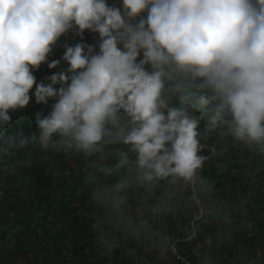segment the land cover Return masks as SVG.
<instances>
[{
    "label": "clouds",
    "instance_id": "9594fccd",
    "mask_svg": "<svg viewBox=\"0 0 264 264\" xmlns=\"http://www.w3.org/2000/svg\"><path fill=\"white\" fill-rule=\"evenodd\" d=\"M33 102L49 109L35 132L9 131ZM42 161L82 178L108 264H189L180 244L196 264H264V0H0L3 264H64L74 246L7 212ZM237 165L222 186L205 176Z\"/></svg>",
    "mask_w": 264,
    "mask_h": 264
},
{
    "label": "trees",
    "instance_id": "16d2710c",
    "mask_svg": "<svg viewBox=\"0 0 264 264\" xmlns=\"http://www.w3.org/2000/svg\"><path fill=\"white\" fill-rule=\"evenodd\" d=\"M78 38L69 34V43H75ZM85 39L89 43H95L92 34H85ZM63 42H66V37L63 38ZM58 50L55 56L52 58H59L63 49L58 45ZM55 71V70H52ZM49 74V70L46 67H42L41 71L37 73L38 79H43L45 75ZM43 108L45 113L49 110L48 107L36 105L34 102L25 110L17 111L12 114V124L9 126V131H22L26 135H31L35 132L34 113L38 109ZM49 167L48 161H42L40 165L31 173L34 185L28 186V199L22 198L19 193L21 189L13 188L9 189L8 198L9 206L8 213H13L16 217L13 226L15 224L24 225L25 228H31L33 224L46 228L43 237L39 238L47 242L50 239H54V235L51 230H54L61 224V228L58 239L72 243L74 246L71 253L68 256H62L60 251L57 250L54 259L63 260L64 264H108L109 257L99 256L95 246L91 243V233L89 226L91 221L86 216L79 213V204L83 203L86 199V195L75 198V191L82 186V178L76 180L75 183L69 187L67 181L57 182L47 172ZM62 168L68 167L67 165H61ZM230 166L226 171L220 172L219 177L217 175L218 169L215 167L209 169L205 176L208 179H219L218 186H222L227 182L228 173L231 171ZM70 170V169H69ZM264 174V173H261ZM258 199V198H257ZM19 201V203H17ZM253 202H256L255 200ZM235 215V210H233ZM60 217V219H57ZM52 218V219H51ZM0 219H5L8 222L10 218H7L3 209H0ZM258 227L264 228V222H260ZM173 235L177 238L181 234L173 231ZM3 240V235H0V241ZM35 250L38 247V242H34L31 245ZM182 249L181 255L185 256L189 262L196 264L197 258L187 250L186 245H178ZM4 247L0 245V253H3ZM24 250H18L13 253L14 256H20ZM119 249L113 252L114 256H118ZM3 264V261H0ZM114 264H135V260L118 259ZM178 264V262H177Z\"/></svg>",
    "mask_w": 264,
    "mask_h": 264
},
{
    "label": "rangeland",
    "instance_id": "374dc122",
    "mask_svg": "<svg viewBox=\"0 0 264 264\" xmlns=\"http://www.w3.org/2000/svg\"><path fill=\"white\" fill-rule=\"evenodd\" d=\"M66 42H67V43H69V41H68V40H67ZM69 44H70V43H69ZM61 49H63V48H61ZM57 50H58V48H57ZM57 50H56V51H57ZM189 264H192V262H189Z\"/></svg>",
    "mask_w": 264,
    "mask_h": 264
},
{
    "label": "built area",
    "instance_id": "2783aa9c",
    "mask_svg": "<svg viewBox=\"0 0 264 264\" xmlns=\"http://www.w3.org/2000/svg\"><path fill=\"white\" fill-rule=\"evenodd\" d=\"M69 40V35L66 37V41ZM67 43V42H66Z\"/></svg>",
    "mask_w": 264,
    "mask_h": 264
}]
</instances>
